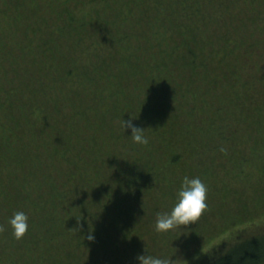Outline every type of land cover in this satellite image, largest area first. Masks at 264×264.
Instances as JSON below:
<instances>
[{"label": "trees", "instance_id": "obj_1", "mask_svg": "<svg viewBox=\"0 0 264 264\" xmlns=\"http://www.w3.org/2000/svg\"><path fill=\"white\" fill-rule=\"evenodd\" d=\"M140 1L142 0H132L136 4ZM193 1L189 4H192ZM256 1L242 0V4L235 11L229 8L227 0H198V2H194L193 5L197 7V10L193 18L187 17L188 21L185 26L194 31L205 27L207 31L209 30L208 33L214 34V40L203 35L204 38L194 41L192 45H195V54L191 50L184 53L186 54L184 57H188V62L192 63L193 60L219 62L222 64L223 83L229 82L231 78H237L238 75L250 77L257 73L260 66L264 68V0ZM181 2L184 3L183 0ZM10 7H15L16 11V17L13 20L7 13ZM203 8L205 9L204 13L202 12ZM0 9L3 12L1 19L8 21L11 25L8 32L0 34V56L7 57H0V64L11 62L10 58L12 57L17 61L18 56L22 58L19 61L24 62L27 52L18 54V51L24 49L25 36L35 34V31L39 33L37 17L39 11L35 10L33 0H0ZM238 12H240L239 15ZM97 16L99 17V15ZM34 18L37 19V24ZM85 22L82 20V23L70 25H75L76 36L79 35L80 39H82ZM106 22L108 21L106 20ZM98 24L104 30V23L99 21ZM21 34L24 36L22 40L19 38ZM122 36L125 37L124 34ZM78 38H75V41L77 39L81 49L94 50L85 58L87 61L80 60L83 64L74 66L71 64L70 66L71 76L76 77L77 75L85 85L84 79L93 85L91 92L85 91L81 86H79V88L81 87L80 91H78V87L72 91L73 80L70 81V94L67 95L69 98L66 103L73 106L77 115L66 113L65 103L60 107L58 105L55 114V112H51L52 106L48 105L51 108L48 112L33 106L31 97L28 98V103L24 102L22 98H26V96L23 93L28 91L27 88L30 84L34 92L40 87L34 86L32 82H27L29 83L27 85L21 81H10L6 83L8 87L1 86V93L4 92V89H8L7 95L1 101L2 104L12 100L11 94H9V91H12L15 101L25 109V118L21 120V117L16 113L15 117L10 116L8 126L11 129L10 135L13 134L16 138L21 139L27 137L25 139L28 142L21 147L26 148V152L20 157L19 161L22 164L19 165L27 163L24 160L26 157L29 160L22 169L25 170L26 178L22 182V186L26 188H20L11 181L12 178L18 177L14 176L15 173L9 177L10 180L5 181L2 179L3 177H0V228L4 233L0 237L3 240L0 242V256L5 258V260H0V264H104V262L117 264L120 263L121 258L134 257L138 253L134 249L138 245L137 237L134 234L136 225L139 226L135 222L136 212L144 209L139 205V199L153 198L158 203L165 201L166 191L162 193L157 190L162 184L168 185L169 179L164 168L192 159L194 166L190 172L193 174L196 166L198 168L200 165H206V155L203 151L212 149L211 147L202 149V143L213 142L217 145L220 134L232 136L235 132V119L226 120L221 126L215 122L218 114L223 113V108L220 105L214 108L215 113L212 117L204 108L207 98H213L217 94L216 86L202 84L203 90L201 85L193 84L194 81L197 83V78L200 76L198 71H192V69L189 71L191 67L190 65L188 67L186 62L188 71H183L177 62V68L173 70L170 58L167 57L170 55H167L163 59H157L159 62L157 65L155 62L150 77L154 75L155 86L152 89H154L155 95H161L159 90L165 95L167 82L171 80L172 85L174 81L173 86L176 88L172 96V110L169 105H166V108L167 111L170 110L169 112H176L177 119L173 121V119H166L165 114L164 117L162 116L163 103L155 102L154 108L153 102L150 104L145 102L140 109L142 124L150 134L165 135L169 129L174 132V136H178L180 129L185 128L191 122L190 118H183L182 124L178 122L184 111L192 113L201 111L203 117L199 122H194L187 131H183L186 132V135L184 134L183 141L179 144H176L173 137L169 141H165L166 137L154 141L160 135L148 137L147 144L134 142L130 135L131 129L126 127L123 130L121 126V120L129 118V115L122 113V104L126 106L129 101L133 100V95L124 96L121 104L110 110L111 106L108 103L112 105L115 104L114 101L118 103L119 97H121L118 80L115 82V79L120 78V71L114 67L105 68L102 65V63L105 65L103 58L98 68L96 64L94 67L90 66L95 54L101 49L96 47L94 40L90 44L89 41L80 42ZM157 38L160 37L157 36ZM157 38L156 43L160 41ZM118 40L126 42L125 39L118 38ZM17 42H20L21 47L15 46ZM157 46L159 49V45ZM174 46L178 47L176 44ZM112 50L114 49L111 48ZM137 52L138 57L141 58L139 50ZM104 53L114 54L107 50ZM119 53L121 52L115 54ZM127 54L131 56L128 51ZM127 54L122 52L124 60L128 58ZM179 56L182 58L180 54ZM36 60L37 57L33 55V62ZM137 62L138 59L135 63ZM125 71L128 72L129 77L137 75L138 72L137 70L130 71L128 68ZM158 72L160 73L155 78V73ZM156 80L159 81L156 82ZM39 81L44 83L42 80ZM4 84L5 82H3ZM196 86L201 89L200 101L198 104L194 102L196 103L195 110H192L190 104L187 109L186 104L188 103L183 102L180 97L183 95L186 97L189 89ZM261 86L260 92L256 91V95L252 94V99L264 98V82ZM230 87L232 86H226V90ZM246 88L249 89L250 86ZM169 90L171 87L168 88ZM240 90V87H236L235 95L238 98H240ZM247 97L249 96L247 95ZM108 98L110 100L107 102ZM76 100H79L77 104ZM250 102L246 104V100L243 99L241 105L245 111L248 110L249 121L252 120L254 123L256 117L264 126V106L255 107V105L252 106L254 101L250 99ZM257 102L259 100H256L255 104ZM96 103L99 105L91 110L92 105ZM91 111L94 113L93 116L89 114ZM22 113L20 112V114ZM192 113L190 114L192 115ZM113 117L119 118L120 124L115 123L113 126ZM207 119L209 120L206 123ZM183 122L186 125H183ZM43 124H46L44 128ZM180 125L183 127L180 128ZM54 126L58 128H54ZM36 129L39 134L35 131ZM196 129L205 131V135L200 141V147L199 145L192 146L195 139L192 138L190 132ZM5 130L1 133L3 142L10 139ZM104 130L110 131L109 136L105 138L108 140H104L95 149H93L94 146L89 147L87 145L89 142L91 145H96L100 141L96 133ZM121 131H124L125 134ZM124 136L127 139L121 146L119 142ZM38 145L41 147L35 151L37 156L31 158L29 151ZM53 147L55 148L53 149ZM168 148L171 153L167 157L164 155L159 157V154L155 152V150L165 151ZM0 149L13 152L8 144L2 145ZM84 150L97 152L98 159L87 164L82 156ZM99 154L102 157H99ZM248 155L258 158L252 162L246 160V169L240 171V176L249 178L251 175H257L259 171L264 174V154L250 151ZM162 159H166L165 162L162 163ZM3 163L6 166V161ZM10 163L12 166L15 165L12 160ZM61 176H64L62 182L59 181ZM101 178L104 180L103 184L100 182ZM20 192V195L26 192L25 195L27 194L30 201L24 199L26 196L19 197ZM15 195L18 197L11 200V197ZM128 199H135L139 207H135ZM13 203H15L13 207L18 206L17 209H23L28 214V229L19 239L12 235L11 226L8 223L9 216L15 210L11 207ZM126 218L130 219L126 220ZM141 225V228L147 226L146 224L144 227ZM89 233L92 235L91 239H89ZM127 245L131 248L130 251H127L129 250ZM216 247L213 249L215 252L206 257L201 264H264V217L250 220L244 227L230 233L225 241L219 242ZM219 248L221 249L219 250ZM217 249L218 251H216ZM172 250L168 251L167 248L165 255L167 256L168 252L170 253ZM110 255L113 257L111 258Z\"/></svg>", "mask_w": 264, "mask_h": 264}, {"label": "rangeland", "instance_id": "obj_2", "mask_svg": "<svg viewBox=\"0 0 264 264\" xmlns=\"http://www.w3.org/2000/svg\"><path fill=\"white\" fill-rule=\"evenodd\" d=\"M183 1L184 3L181 2V0H142L136 4L132 2V0H33L35 10L39 11L37 16L39 33L35 31V34H28V36L25 37L22 34L19 36L21 40L22 37H24L25 41L24 49L18 51V54L20 52L23 54L27 52L24 62L19 61L22 60V58L18 56V62L12 57L10 58L11 62L0 64V148L2 145L8 144L13 149V152L7 149L6 151H1L0 149V177H3L2 179L5 181L10 180L11 178L9 177L15 173L14 176H18L19 179L18 177L12 178L11 181L15 182L18 187L24 188L25 186H22V182L26 178L24 175L25 170L22 169L28 164L29 160V158L26 157L24 160L27 161V163L19 165L22 164L21 161H19L21 159L20 157L26 152V148L21 147L28 142L25 139L27 137L21 139L16 138L13 134L10 135L11 129H9L8 123L10 116L15 117L16 113L21 117V120H23L26 112L25 109L15 101L12 91H9L12 100H8L4 104L1 103L5 95H7L6 92H8V89H4V92L1 93L2 87H8L6 83L10 81H21L24 83L32 82L34 86L40 87L34 92L30 84L27 88L28 91L23 93L26 98L21 97L24 102L28 103V98L31 97L33 98V106L38 109L42 108L45 112L50 111L51 108L49 106H52L51 112L53 113L58 105L60 107V105L65 103V112L68 114L73 113L74 115H77L76 110L70 103H66L69 98L67 95L70 94V81L73 80V85L71 86L72 91H75V88H79V86L83 87V89L88 92L92 90L93 85L91 82L84 79L83 82L86 83L85 85L77 75L76 77L70 75L71 64L72 66L83 64L81 61H87L85 58L94 50H85L81 49V46L79 47L77 39L75 41V38H78L79 35L76 36V27L75 25L70 26L71 24L82 23V20H85L82 39H78L80 42L89 41L90 44H92V40H94L96 47L101 49V51L95 54L90 66L92 65L94 67L96 64L98 68L103 58L105 65L103 63L102 65L105 66V68L114 67L120 71V78L115 79V82L118 80V89H120L121 97H119L118 103H116V101H114L115 104L113 105L108 103L111 106L110 110L118 107L124 100V96L133 95V100L129 101L126 106L122 104V113L129 116L130 111L133 115L138 114V117L134 119L133 122L142 127L145 126L142 124L140 109L145 102L148 104L153 102L152 105L154 108L155 102L163 103L164 110L162 108V116L164 117L165 114L166 119H173V121L177 119V115H175L176 112H169L172 110V96L176 88L173 86L174 81L172 85L171 80L167 82L165 95L161 93V90H159L161 95H155L156 93H154V89H152L153 86H155V81L153 80L154 75L151 76L152 78L150 77V72L155 62L156 65L159 62L157 59H163V57L170 55L167 57L170 58L169 61L173 70L177 68V62L183 71H188L186 64L188 67L189 65L191 67L189 71L190 69H192V71H198L200 76L197 78V83L194 81L193 84L201 85L203 90L204 87L202 84H212L216 86L215 92L217 94L213 98H207L204 108L208 110L210 117H212L215 113L214 108L220 105L223 108V113L218 114L215 122L221 126L224 121L235 119L236 128L232 136L220 134L217 145L213 142L202 143V149H204V147H211L212 149L203 151L206 155V165H200L198 168L196 166L193 174L190 172L194 166V160L192 159L184 160L178 165H168V167L164 168L169 179L168 185L162 184L157 190L162 191V193L166 191L164 194L165 201L163 203H158V201L156 202L153 198L145 199L143 196V199H139V205L144 209L136 212L137 218L135 222L139 224V226L136 225L134 234L137 237L136 242L138 245H136L134 249L136 252H141L145 250V246L149 252L160 256H166L165 252L167 248L168 251L173 249L170 253L168 252L167 255H171L172 259H176L175 264H201L206 257H209L215 252L213 249L217 248L216 246L219 242L225 241L230 233L232 234L237 229L244 227L250 220L264 217V174H261V171H259L257 175H251L249 178L240 176V171L242 172L243 169H246V160L252 162L258 158L249 156L248 154L250 151L264 154V129H262L264 126L259 122L260 119L256 117L254 123L252 120L249 121L247 117L248 110L245 111L241 106L243 99L246 100V104L251 103V99L254 101L252 106H264V98H251L252 94L256 95V91L260 92L262 89L261 84L264 82V68L260 66L257 73L252 74L250 77L238 75L237 78H231L229 82L226 81L223 83L221 78L222 64L219 62H212L214 60H206L204 62L203 60L200 62L199 60H193L192 63L191 61L189 63L188 57H184V55H186L184 53L191 50L192 53L195 54L196 50L194 49L195 45H192L193 42L204 38L203 35L208 39L214 40V34L212 32L208 33L209 30L207 31L205 27L199 28L198 31L195 29L194 31L185 26L186 21H188L187 17L193 18L197 10V7L193 5V3L198 2V0ZM192 1L193 3L189 4ZM241 1L242 0H227V3L229 8L235 11L242 4ZM247 1L250 2V0ZM262 1L263 0H257L256 2ZM204 11L205 9L203 8L202 12L204 13ZM7 13L10 14L13 20V18L16 17L15 7H10ZM239 14L240 12H238V15ZM2 15L3 12L0 9V34L2 32H8L9 27H11L8 21L1 19ZM97 15H99V17ZM106 20L109 23L106 22ZM35 21L37 24V19H35ZM99 21L104 23V30L102 29L103 27L98 24ZM122 34H124L125 37L122 36ZM157 36L160 38H157ZM118 38L125 39L126 42H121ZM156 38L160 39L157 43ZM75 43L78 45L76 46ZM174 44L178 47L175 48ZM157 45H159V49H157ZM15 46L21 47L20 42H17ZM121 47L122 49H120ZM111 48L114 50L111 51ZM106 50L114 54L104 53ZM137 50H139L141 58L138 57ZM182 50L185 51L183 52ZM119 51L121 53L115 54ZM127 51L131 53V56L127 54ZM122 52L127 54L128 58L125 59L126 61L123 58ZM179 54L182 58H180ZM33 55L37 57V60L34 62ZM0 57L7 58L5 55ZM136 59H138L137 63H135ZM126 68L130 71L137 70V75L129 77L128 72L125 71ZM159 73L160 72L155 73V78ZM39 80H42L44 83H40ZM157 81L159 80H156V82ZM3 82H5L4 85ZM29 83H27V85H29ZM226 86L232 87L226 90ZM247 86H250V88L247 89ZM81 87L78 91H80ZM169 87H171V90L168 91ZM236 87L241 88L239 93L240 98L235 95ZM200 92L201 89L199 86H196L193 89H189V93L186 97L184 95L180 97L183 102L188 103L186 104V108L189 107L190 104L192 110H195L196 103L194 102H197V104L199 103ZM247 95L249 97H247ZM17 98L19 99V96H17ZM75 99H78V97H75ZM109 100L110 98H108L107 102ZM256 100H259L257 104H255ZM78 101L79 100H76V104ZM98 105V103L92 105L91 110H94ZM166 105L170 106L169 111H167ZM15 107L17 108L13 110ZM20 112L23 113L20 114ZM166 112L169 113L167 114ZM200 112L201 111H197L195 114L184 111L178 122L182 124L183 118H190L191 122L185 128L180 129L178 136H174V132H171L168 128L165 135H160L158 133L150 134L146 128L145 135L148 137H158L160 135L158 138L154 139V141L163 137H166L165 141H169V139L171 140L173 137L176 144H179L183 141L184 134L186 135V132L183 131H187L194 122H199L203 117ZM190 113H192V115ZM224 113L227 115H223ZM252 113H254V111H252ZM89 114L92 116L94 115L93 111L89 112ZM208 120L209 119H207L206 123ZM115 123L120 124L119 118L113 117L112 125L114 126ZM45 125L46 124H43V128ZM183 125L186 124L184 123ZM183 125H180V128L183 127ZM5 128L7 129L5 130ZM54 128L58 127L54 126ZM4 130L7 132V136L10 137L6 142H3L1 137V133ZM35 131L39 134L38 129ZM121 132L125 134L124 131ZM204 132L205 131L200 129L190 132L192 138L195 139L192 145L193 147H197L198 145L200 147L201 138L205 135ZM109 134V130L97 132L96 135L99 137L98 139L100 141L96 145H91V142L87 145L89 147L94 146L93 149H95L100 146L104 140H108L105 138H107ZM178 138L179 141H177ZM126 139L127 137L124 136L122 141L119 142V145H124ZM207 144H209V146H206ZM40 147L41 145H38L33 148V150L29 151L31 158L37 156L35 151H38ZM54 148L55 147H53V149ZM221 148L225 150L222 151ZM121 149L124 148L121 147ZM155 152L159 154V157H161V155L167 157V155H170L171 150L168 148L165 149V151L155 150ZM82 156H84L87 164L88 162L93 163L98 159L97 152H93V150H84ZM99 157H102V155L99 154ZM259 157L262 158L261 156ZM11 160L15 163L14 166L10 163ZM165 160L166 159H162L161 162L163 163ZM3 161H6V166ZM185 174L190 176L199 175L201 179L204 180L207 185V207L202 211L196 222H189L186 225L174 227L167 232H156L154 229L155 214L157 211H162L171 207L180 178ZM63 180L64 176L59 177L60 182ZM100 182L103 184L104 180L101 178ZM97 186H99V183H97ZM6 187L8 186L6 185ZM21 192L19 193V197L26 196L24 199L30 201L27 194L25 195L26 192L20 195ZM16 197H18V195L11 197V200ZM128 201L135 207L138 206L135 199H128ZM15 203H13L11 207L16 210L18 206H16V208L13 207ZM127 219L130 218H126V220ZM144 224L147 226L144 227ZM140 225L144 228H141ZM3 235V230L0 228V237ZM2 241L3 240L0 239V242ZM127 248L129 249L127 251L131 250L128 245ZM220 249L221 248H219V250ZM216 251H218V249ZM110 257L112 258L113 256L110 255ZM0 260H5V258L0 256ZM104 264L109 263L104 262ZM112 264H114V262ZM117 264H135V256L121 258L120 263Z\"/></svg>", "mask_w": 264, "mask_h": 264}, {"label": "clouds", "instance_id": "obj_3", "mask_svg": "<svg viewBox=\"0 0 264 264\" xmlns=\"http://www.w3.org/2000/svg\"><path fill=\"white\" fill-rule=\"evenodd\" d=\"M138 117L130 111L127 119L121 120L123 130L131 129V138L138 144H147L149 138L145 135V127L134 123ZM222 151L225 149L221 148ZM207 185L199 175L185 174L180 178L176 188L173 203L170 208L156 212L154 229L156 232H167L174 227L186 225L189 222H196L202 211L207 207L206 204ZM11 226L12 235L19 239L28 229V214L23 209L14 210L8 218ZM92 238L89 233V239ZM145 250L135 254V264H175L176 259L171 255H155L144 246Z\"/></svg>", "mask_w": 264, "mask_h": 264}]
</instances>
